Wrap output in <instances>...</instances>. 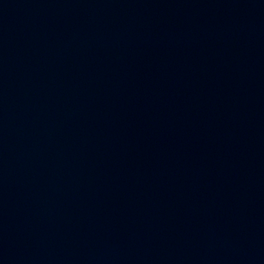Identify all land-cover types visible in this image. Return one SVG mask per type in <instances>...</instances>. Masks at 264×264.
Returning a JSON list of instances; mask_svg holds the SVG:
<instances>
[{
    "label": "water",
    "instance_id": "1",
    "mask_svg": "<svg viewBox=\"0 0 264 264\" xmlns=\"http://www.w3.org/2000/svg\"><path fill=\"white\" fill-rule=\"evenodd\" d=\"M0 264H264V0H0Z\"/></svg>",
    "mask_w": 264,
    "mask_h": 264
}]
</instances>
